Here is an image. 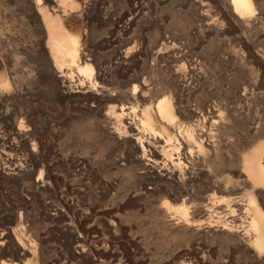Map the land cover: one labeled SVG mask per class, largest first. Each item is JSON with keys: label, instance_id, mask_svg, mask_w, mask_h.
Returning <instances> with one entry per match:
<instances>
[{"label": "bare ground", "instance_id": "6f19581e", "mask_svg": "<svg viewBox=\"0 0 264 264\" xmlns=\"http://www.w3.org/2000/svg\"><path fill=\"white\" fill-rule=\"evenodd\" d=\"M127 1L128 9H114L106 0H16L28 9L29 28L39 42L10 44L15 36L4 37L0 30V48L7 66L0 84V109H7L10 101L23 108L28 101V110L17 113L19 121L14 117L8 124L11 153L4 154L7 161L0 163V181L28 185L33 196L53 195L57 205L51 210H47V196L40 199L50 217L70 220L67 212L74 211L72 218L78 221L95 218L94 211L76 209L86 202L92 187V180L82 176L85 167L77 165V177L70 181L58 179L50 164L40 160L42 137L33 115L47 111V107L32 96L33 74L29 84H22L15 74L19 56L38 57L36 74L50 84V97L63 108L64 118L90 122V130L116 153L113 164L128 173L126 187L133 191L124 196L126 209L151 212L155 230L182 239L185 251L202 253L203 247L210 250L218 245L238 264H264V93L247 88L225 90L226 86L205 90L209 76L197 57L209 43L230 48L233 40L241 53L238 49L219 52L225 56L218 60L245 68L255 61L257 53L249 35L258 40L264 37V2L180 0L183 9L192 10L186 31L168 33L163 19L155 22L159 35L150 43L136 34V29L147 12L154 11H147L148 6L160 7L167 0ZM210 3L216 5L215 15L207 10ZM78 11L85 28L83 33L74 34L64 20ZM92 28L102 32L93 42L88 35ZM145 70L158 72L164 86L159 89L151 84ZM10 78L12 85L7 80ZM7 114L4 112L3 118ZM229 131L242 132L250 143L241 151L240 161L228 154L240 142L236 133L228 137ZM21 152H25L24 159ZM220 165L222 174H214ZM115 186L114 180L97 182L89 197L99 199ZM21 198L24 203L30 201ZM113 207L118 209L119 204ZM21 213L15 220L19 226L0 231V264H31L39 256L37 241L43 240L29 239L27 225L21 226ZM116 217L102 225L103 232L113 238L125 235L132 247L137 245L129 236L131 225L124 229ZM69 233L72 255L97 264L86 238L74 226Z\"/></svg>", "mask_w": 264, "mask_h": 264}, {"label": "rangeland", "instance_id": "374dc122", "mask_svg": "<svg viewBox=\"0 0 264 264\" xmlns=\"http://www.w3.org/2000/svg\"><path fill=\"white\" fill-rule=\"evenodd\" d=\"M261 1L264 2V0ZM107 2H110L108 4L114 9H128L130 6L129 1L127 0H106V3ZM213 4L214 3H210V6H208L207 10L210 13L213 12L212 15H215L218 10H216L217 8L215 9L216 5L214 6ZM161 5L160 7L159 5H156L158 7L153 5L148 6L147 11H152L153 9L155 12L152 11V13L154 14L146 11L148 13L147 18L144 19L145 21L142 20V22L139 24L140 26L138 25V28L136 29V34L139 32L138 35L141 34V38H147L150 43L157 37V35H159L158 29L155 28V22H163L166 20L163 22V24L164 26L166 25V28H168L167 32L172 35H180L182 32H185L187 29L186 27H188L191 23L189 15H191L192 10L183 9L184 7L182 6L180 0H167ZM25 10L28 11L24 5L16 2V0H0L1 34L4 37L10 38H13V35L15 36L13 39H10L11 41L9 40L11 42L10 44H15L16 42L20 44L24 41L26 44L35 43L38 45V36L36 33L30 30L31 18L28 16L29 14ZM188 11L191 13L188 14ZM149 19L152 20L149 21ZM151 22L154 24H151ZM64 23L67 29L71 33L74 32V34L83 33L85 28V20L80 11L68 14L64 20ZM145 24L148 26L145 27ZM149 30L152 31L150 32ZM101 33V30L92 28L88 32V35H90V39L93 42L95 41L96 36L101 35ZM11 34L12 37L10 36ZM230 37L233 39L232 35ZM249 38L252 42V48L254 52L257 53V57L255 61H252V63L246 67L248 69L240 65L232 66L233 64L231 61L222 62V60H218L220 57L221 59H224L225 55L221 53H227L229 52L228 50L236 51L238 49L240 50L239 53H241V47L237 45V43H233V40L231 41L232 44H229L231 46L230 48L228 46H221V44H216L213 42L209 43V45L207 44L199 52L200 54H197L201 65L203 67L205 66L204 69L207 71V77L209 76L206 85L207 88L205 90H221V88L223 89L226 86L224 88L225 90H242L247 88L249 90L264 93V37L259 38L258 40L257 37H255L253 34H250ZM219 52L221 53L219 54ZM3 56V50L1 47L0 81L3 77H5L7 71L6 60L5 57L3 58ZM19 57L20 60L18 59L16 67V69L18 68V71L15 70V74H18L16 78H18L22 84H29V80H31L30 76L33 74L32 76L35 79L33 81L35 82L33 83V92L35 93L32 92V96L34 99H38V102L41 103V106L47 107V111H42L33 115L34 124L38 127V130L41 133L40 136L42 137L40 143V160L45 165L50 164V168L53 169V172L57 175L58 179L65 177L70 181L77 177L75 170H77L78 167H85L82 176L87 179V181L89 179L90 181L92 180V187L86 193V202L81 206L78 205L76 209L79 211L84 209V212L93 213L94 211V213H96L95 218H92L93 220L90 219L83 221V219H81V223H79L80 221H78L75 217L72 218L74 211L67 212V214H69L68 217L70 220L63 219L59 215L50 217L45 214V209L48 206L49 207L47 210L53 209V206L56 208L57 203H55V201L52 199L53 195H42L43 197L47 196L46 199L48 200L47 207L45 208L40 203L42 196H36L37 194L33 196L31 194L32 190L28 187V185L21 186L17 183L11 182V184H9L8 182L6 183L5 181H0V183L2 182L0 184V191L4 192V194H0V231L13 229L16 228L15 226H19V224H16V221L20 215V212H22L21 215L23 216L24 220L22 221L23 223L21 226L27 225L28 229L30 230L28 231V235L30 236L29 239H33L35 241L37 237H41L43 240L42 243L37 241L39 256L36 259H32L31 264H88L87 261L77 258L71 253L70 246L72 245V242L69 233L71 226H74L77 229V232L80 236L86 238L87 246L90 248L91 255L97 264H218L220 261H226L225 264H238V261H235L232 259V257L228 258L229 255L225 252L226 248H224V246L219 247L218 245H213L211 246L210 250L206 247H203L202 250L201 247L200 249L202 250V253L185 251L183 246L185 243L182 239L161 234L155 230L153 223L154 219H152L153 217L150 214L151 212H146L143 208V210H139V213L134 210L131 211L128 207L127 208L129 210L126 209L127 202L123 201L125 198L124 196L127 193H131L133 190H131V188H127L129 184L128 173H123L118 167H116L115 164H113L116 153L113 152L111 146H109L107 142L105 144L103 140L96 136L94 130H90L93 129V126L90 122L83 119L66 120V118H64L62 115L64 114L63 108L58 105V103L53 100L52 97H50L52 96L50 84L47 81L42 80L39 75H37L38 72L36 67H38V57L33 56L30 58L29 56H26V59H22L24 57L23 55ZM262 57L263 59H261ZM144 74L145 78L147 77L148 80L150 79L149 81H151V84H157L156 86L159 89L164 86L163 78L158 72L145 70ZM3 80L0 82V84L3 83ZM7 80H9L8 82L10 85H12L11 78ZM160 81H162V83ZM227 87L228 89H226ZM25 102L26 105L24 103L22 105L23 108L18 102L10 101L8 103L7 109H0L1 164L7 161V158L4 154L11 153L8 148L9 144L11 143V140L8 136L10 131V125L8 124L11 119L17 117L18 114L22 113V111H25V108L28 110V101L25 100ZM213 102L216 104L215 100H213ZM4 112L8 114L3 118ZM16 120L18 122L19 118L17 117ZM235 133L236 132L234 131H229L227 136L232 137L235 135ZM236 134L238 135L237 137H240L239 145L235 146L231 152H228V154L236 161H240L241 151H243L245 148H249L250 143L246 137L243 136L242 132L238 131ZM24 156L25 152H21L20 158L24 159L22 158ZM28 163L30 164V162ZM222 169L223 165L217 166L215 168L214 174L216 171V175L222 174ZM98 180L102 181V183L114 180L117 186L111 189L110 192H106V194L104 193V195H101L99 199H91L89 196H91L95 190L94 185L97 184V182H100ZM15 184L16 186H14ZM22 196L30 199L29 203H24L21 198ZM49 200L53 203H50ZM116 204H119V208L114 210L115 207L113 206ZM115 217L118 219L124 229L126 226V228H128L131 225L130 227L132 229L129 236L137 241V245L133 244L132 247V243L130 244V242L127 241L128 238L125 235L120 234L119 236H116V238H113L112 236H109L103 232L102 225L113 218L115 219ZM80 224H82L85 229L82 228ZM129 240L131 239L129 238ZM94 247L95 250L93 249Z\"/></svg>", "mask_w": 264, "mask_h": 264}]
</instances>
